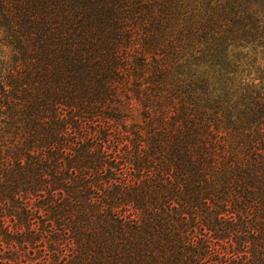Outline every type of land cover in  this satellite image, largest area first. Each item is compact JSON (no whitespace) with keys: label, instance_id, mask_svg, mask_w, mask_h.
Here are the masks:
<instances>
[{"label":"trees","instance_id":"1","mask_svg":"<svg viewBox=\"0 0 264 264\" xmlns=\"http://www.w3.org/2000/svg\"><path fill=\"white\" fill-rule=\"evenodd\" d=\"M0 66V264H264V0H0Z\"/></svg>","mask_w":264,"mask_h":264},{"label":"rangeland","instance_id":"2","mask_svg":"<svg viewBox=\"0 0 264 264\" xmlns=\"http://www.w3.org/2000/svg\"><path fill=\"white\" fill-rule=\"evenodd\" d=\"M1 50H3V53H4V58L6 60H8L10 58V55H11V49L8 47V46H3L1 47ZM1 66H0V71H1Z\"/></svg>","mask_w":264,"mask_h":264}]
</instances>
